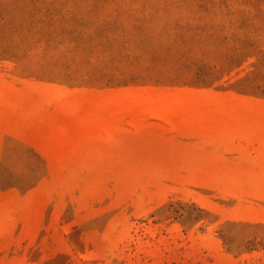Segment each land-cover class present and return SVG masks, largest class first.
<instances>
[{
  "label": "rangeland",
  "instance_id": "obj_1",
  "mask_svg": "<svg viewBox=\"0 0 264 264\" xmlns=\"http://www.w3.org/2000/svg\"><path fill=\"white\" fill-rule=\"evenodd\" d=\"M0 264H264V0H0Z\"/></svg>",
  "mask_w": 264,
  "mask_h": 264
}]
</instances>
